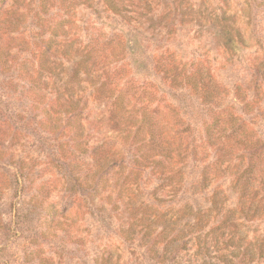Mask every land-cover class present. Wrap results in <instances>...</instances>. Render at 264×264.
<instances>
[{
    "label": "trees",
    "instance_id": "obj_1",
    "mask_svg": "<svg viewBox=\"0 0 264 264\" xmlns=\"http://www.w3.org/2000/svg\"><path fill=\"white\" fill-rule=\"evenodd\" d=\"M2 1L0 71L30 94L36 127L52 134L55 166L68 188L102 201L104 212L126 213L115 233L158 263L264 264V55L229 87L206 59H184L173 49L136 51V39L160 40L157 27L146 25L151 17L142 19L147 0H99L102 8L94 0L60 6L36 0L34 7L32 0ZM80 5L118 17L124 27L81 35L73 19ZM226 26L225 61L232 62L248 44L239 26ZM146 60L169 89L193 98L200 109L194 122L171 119L152 79L135 76ZM228 95L238 109L225 102ZM90 101L103 105L110 142L94 139L85 125ZM182 127H192V135ZM194 164L198 178L187 184L186 168ZM146 171L156 184L142 199L137 180ZM55 205L47 204L52 213L42 236L58 235L68 208ZM254 221L261 230L248 229Z\"/></svg>",
    "mask_w": 264,
    "mask_h": 264
},
{
    "label": "rangeland",
    "instance_id": "obj_2",
    "mask_svg": "<svg viewBox=\"0 0 264 264\" xmlns=\"http://www.w3.org/2000/svg\"><path fill=\"white\" fill-rule=\"evenodd\" d=\"M30 1L26 0L28 4ZM35 1L32 0V7ZM94 1L102 8L99 0ZM147 1L149 6L143 11L142 19L151 17L146 25L148 29L157 27L160 40L157 43L152 39L134 40L137 52L149 55L173 49L184 59H206L229 87L235 81H242L246 74L244 67L255 57L264 55V0ZM69 2L73 4L74 0H52L56 6ZM2 3L15 5L13 0ZM73 19L80 27L79 33L86 36L97 34V27L101 26L106 30L124 27L118 17L105 19L103 12L98 16L81 5ZM229 21L242 29L248 44L237 51L232 62L225 61L231 52L224 44ZM13 42L16 39L10 41ZM137 71H141L139 75ZM137 71L136 77L152 79L150 85L156 95L164 97L167 109L171 108L170 118L183 117L194 122L200 109L196 110L189 94L169 89L158 76L151 74L147 60L138 65ZM22 85L16 77L0 71V264H161L148 257L136 241H124L115 233L116 225L125 220L126 213L104 212L102 201H93L82 190L68 188L70 185L55 166L57 152L53 136L36 127L30 94ZM229 95L225 102L230 99L238 109L239 105ZM89 108L84 122L91 136L110 142L103 105L90 101ZM259 118L256 117L257 121ZM182 130L187 134L193 129L185 131L182 127ZM198 173L197 164L187 167V184L194 182ZM115 181L120 183L121 178L116 176ZM137 181L138 194L146 199L156 179L146 171ZM221 184L226 186V180ZM159 196L154 193L153 201ZM50 201L60 211L68 208L60 218L57 237L41 235L51 218L52 210L47 206ZM261 226V222L254 221L248 224V229L257 232Z\"/></svg>",
    "mask_w": 264,
    "mask_h": 264
}]
</instances>
